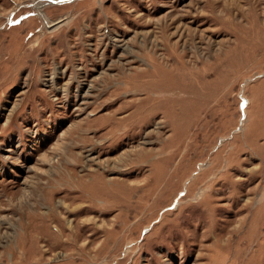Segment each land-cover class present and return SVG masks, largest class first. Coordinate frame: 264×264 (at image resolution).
Listing matches in <instances>:
<instances>
[{
    "label": "rangeland",
    "instance_id": "1",
    "mask_svg": "<svg viewBox=\"0 0 264 264\" xmlns=\"http://www.w3.org/2000/svg\"><path fill=\"white\" fill-rule=\"evenodd\" d=\"M0 264H264V0H0Z\"/></svg>",
    "mask_w": 264,
    "mask_h": 264
},
{
    "label": "bare ground",
    "instance_id": "2",
    "mask_svg": "<svg viewBox=\"0 0 264 264\" xmlns=\"http://www.w3.org/2000/svg\"><path fill=\"white\" fill-rule=\"evenodd\" d=\"M52 24H54V23H52ZM50 25H51V24H50ZM72 128H73V127H72ZM72 128L70 129V134H71V132H72V130H73ZM125 154H126V153H125ZM118 158H119V157H118ZM89 159H90V158H89ZM113 159H114V158H113ZM113 159H112L111 161L107 159L105 163H107V162L109 163V162H112V161H117L116 158H115V160H113ZM92 218H93V217H92ZM90 219H91V218H89V219L86 220L85 222H88V223H89L88 225H91V224H92L93 227L97 228V226L95 225L93 219H92V221H91ZM68 222H69V221H68ZM68 224H69V223H68ZM88 225H86V226H88ZM55 226H56V225H55ZM84 230H85V229H84ZM88 243H90V242H88Z\"/></svg>",
    "mask_w": 264,
    "mask_h": 264
}]
</instances>
